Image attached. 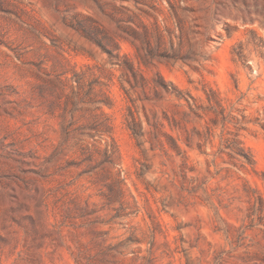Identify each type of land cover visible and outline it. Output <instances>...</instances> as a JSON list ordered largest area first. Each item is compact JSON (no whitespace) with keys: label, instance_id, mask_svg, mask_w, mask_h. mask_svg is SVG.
<instances>
[{"label":"rangeland","instance_id":"374dc122","mask_svg":"<svg viewBox=\"0 0 264 264\" xmlns=\"http://www.w3.org/2000/svg\"><path fill=\"white\" fill-rule=\"evenodd\" d=\"M76 12L97 18L151 80L161 73L204 100L205 88L217 90L226 113L250 120L240 135L255 166L228 172L217 159L210 177L212 154L185 142L186 125L193 126L185 106L174 96L145 94L130 70L113 66L108 53L68 25ZM59 55L69 72L94 74L96 91L111 98L100 108L138 202L113 224L84 223L71 199L87 178L74 180L84 166L71 165L77 153L56 150ZM130 108L146 129L145 110L176 119L177 130L165 122L181 138L186 164L150 132L135 135L126 121ZM219 142L216 135L205 149L213 153ZM263 174L264 0H0V264H264V207L249 209L242 190L245 182L264 190ZM102 231L113 253L99 246ZM132 234L135 241L126 240Z\"/></svg>","mask_w":264,"mask_h":264},{"label":"trees","instance_id":"16d2710c","mask_svg":"<svg viewBox=\"0 0 264 264\" xmlns=\"http://www.w3.org/2000/svg\"><path fill=\"white\" fill-rule=\"evenodd\" d=\"M67 23L86 40L108 53L113 66L117 65L120 69L130 70L136 84L142 87L145 94L153 92V95L156 96L155 99L163 98L164 94L174 96L185 106L186 109L183 113L187 117V122L193 123L191 128L186 125L185 142L191 149L196 147L201 154H212V160L206 161L210 177H215L211 166L218 165L217 159H222V162L230 165L226 169L228 172L231 170V166L241 171H247L249 166H255V157L251 150L244 145L240 135L250 120L244 114H241L240 117L232 112L226 113L223 98L217 90L210 86L205 88L206 99L204 100L166 80L161 73H158L157 79L151 80L126 55L120 53V42L106 34L104 25L97 18L76 12L67 18ZM58 57L56 67L60 68L56 70V107L59 110L56 117L59 128L56 129V132L60 137L56 143V150L65 155H68L69 151L77 153L79 160L71 165L84 166L75 175L74 180L79 184L81 177L87 178L86 183L80 184L79 188L81 189L72 194V202L76 206L78 214L84 217L86 224L92 222L116 223L117 220L125 219L135 212L138 209V202L128 190L125 177L122 174L121 153L113 135L112 123L100 108L101 104L110 105L111 98L104 92L96 91L97 80L94 74L75 69L69 72L70 70L63 64L62 55ZM67 73H71V76L63 79L62 76ZM128 81L131 83V80ZM121 85L135 105L131 88H128L124 82ZM147 111L145 110L144 113L149 129H146L144 121L138 118L131 108L126 118L128 127L137 136H144L150 132L157 145L170 158L180 157L186 164L189 159L187 150L182 148L181 138L167 130L165 122H168L172 130H177L179 126L177 120H172L165 111L162 114H159L155 109L151 110V114ZM218 125H221V131L216 134ZM216 135L220 140L217 150L213 153L207 152L205 146L210 144L213 147V139ZM225 155L229 157L228 160L225 159ZM242 190L250 204L249 209L256 211L254 206L256 202L260 204L261 208L264 207V190L259 187L253 188L247 182L243 184ZM95 195L100 197L99 201L93 198ZM253 211H249L247 215L251 221L253 220ZM133 234L126 240L135 241ZM99 235L103 237L99 241L102 250L106 254L113 253L111 250L116 248L107 243V232L102 231Z\"/></svg>","mask_w":264,"mask_h":264}]
</instances>
